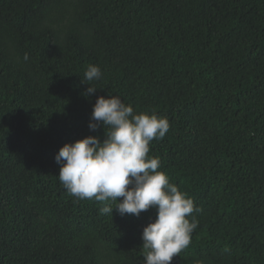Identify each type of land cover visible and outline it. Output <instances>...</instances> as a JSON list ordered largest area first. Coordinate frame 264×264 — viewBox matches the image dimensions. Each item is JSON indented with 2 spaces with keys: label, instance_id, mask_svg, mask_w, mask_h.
Masks as SVG:
<instances>
[{
  "label": "trees",
  "instance_id": "16d2710c",
  "mask_svg": "<svg viewBox=\"0 0 264 264\" xmlns=\"http://www.w3.org/2000/svg\"><path fill=\"white\" fill-rule=\"evenodd\" d=\"M108 93L167 117L148 155L201 209L170 264H264V0H0V264H143L156 209L101 214L58 178Z\"/></svg>",
  "mask_w": 264,
  "mask_h": 264
},
{
  "label": "clouds",
  "instance_id": "9594fccd",
  "mask_svg": "<svg viewBox=\"0 0 264 264\" xmlns=\"http://www.w3.org/2000/svg\"><path fill=\"white\" fill-rule=\"evenodd\" d=\"M101 77L99 66H88L82 83L88 85L84 95L89 99L98 89L92 82ZM101 127L102 140L88 135L59 149L55 156L59 181L78 199L114 202L105 203L101 214L112 216L115 208L122 216H139L155 208V219L142 231L143 264H170L190 244L198 226L192 214L201 209L159 170V158L148 155L150 142L169 131L167 117L155 111L137 113L120 96L108 93L97 96L92 105L89 129Z\"/></svg>",
  "mask_w": 264,
  "mask_h": 264
}]
</instances>
